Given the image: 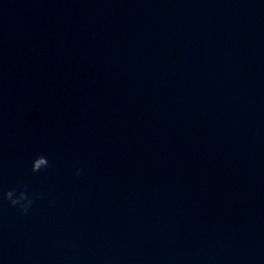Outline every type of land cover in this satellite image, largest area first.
I'll use <instances>...</instances> for the list:
<instances>
[{"label":"clouds","instance_id":"9594fccd","mask_svg":"<svg viewBox=\"0 0 264 264\" xmlns=\"http://www.w3.org/2000/svg\"><path fill=\"white\" fill-rule=\"evenodd\" d=\"M51 166L49 158L44 154L37 155L31 161V171L33 173L47 170ZM83 171L84 169L82 167L74 168L76 176L82 175ZM40 199H42V194L38 192L30 193L26 185L22 186L19 190L17 188H11L3 193V200L8 201L9 204L17 208L21 214H27L34 203Z\"/></svg>","mask_w":264,"mask_h":264}]
</instances>
